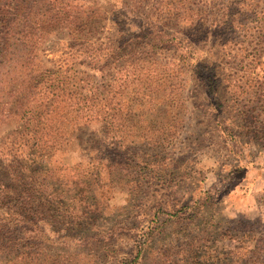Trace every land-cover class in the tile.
<instances>
[{
  "label": "rangeland",
  "instance_id": "obj_1",
  "mask_svg": "<svg viewBox=\"0 0 264 264\" xmlns=\"http://www.w3.org/2000/svg\"><path fill=\"white\" fill-rule=\"evenodd\" d=\"M84 1L113 10L104 14V41L141 33L124 11L132 0ZM232 1L240 0L196 1L211 9L207 30L195 28L193 64L171 72L176 84L161 89L159 107L146 98L151 89L134 97V89L117 84L119 132L71 127L69 144L42 162L63 188L90 177L96 194L89 201L98 207L92 242L54 245L51 253L72 264H129L136 256L135 264H239L247 249L264 264V0H242L246 15L221 26L216 11ZM165 25L158 28L171 34L185 28ZM159 34L150 40L157 43ZM64 45L60 36L46 43L45 67L66 58ZM173 49L156 58L177 63Z\"/></svg>",
  "mask_w": 264,
  "mask_h": 264
},
{
  "label": "trees",
  "instance_id": "obj_2",
  "mask_svg": "<svg viewBox=\"0 0 264 264\" xmlns=\"http://www.w3.org/2000/svg\"><path fill=\"white\" fill-rule=\"evenodd\" d=\"M196 1L132 0L124 11L139 21L141 33L121 43L102 39L111 9L84 0H0V264H72L51 253L53 246L94 240L93 180L80 175L63 188L42 162L69 144L71 127L102 124L109 136L119 132L112 114L117 84L134 89V97L151 89L146 98L159 107L161 89L176 84L171 72L193 62L195 28L207 30L211 9ZM248 3L221 5L215 22L231 27L246 15L239 4ZM170 23L185 28L172 34L158 28ZM153 32L161 35L157 43ZM57 36L65 40L66 58L47 68L45 45ZM170 48L178 62L162 64L158 51ZM137 124L130 130L138 132ZM243 251L239 264H261L256 252ZM226 255L231 262L234 252Z\"/></svg>",
  "mask_w": 264,
  "mask_h": 264
}]
</instances>
